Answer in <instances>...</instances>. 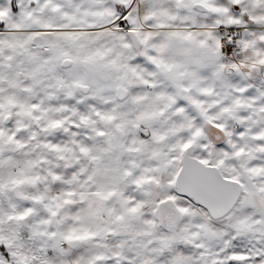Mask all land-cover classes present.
Returning a JSON list of instances; mask_svg holds the SVG:
<instances>
[{
    "label": "snow or ice",
    "instance_id": "1",
    "mask_svg": "<svg viewBox=\"0 0 264 264\" xmlns=\"http://www.w3.org/2000/svg\"><path fill=\"white\" fill-rule=\"evenodd\" d=\"M0 264H264V0H0Z\"/></svg>",
    "mask_w": 264,
    "mask_h": 264
}]
</instances>
